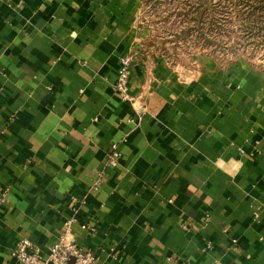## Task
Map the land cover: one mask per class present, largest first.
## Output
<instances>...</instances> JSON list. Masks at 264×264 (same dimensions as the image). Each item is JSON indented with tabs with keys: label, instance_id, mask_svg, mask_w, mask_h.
I'll return each instance as SVG.
<instances>
[{
	"label": "crops",
	"instance_id": "crops-1",
	"mask_svg": "<svg viewBox=\"0 0 264 264\" xmlns=\"http://www.w3.org/2000/svg\"><path fill=\"white\" fill-rule=\"evenodd\" d=\"M137 12L0 0V264L61 239L96 264H264V76L143 61Z\"/></svg>",
	"mask_w": 264,
	"mask_h": 264
},
{
	"label": "rangeland",
	"instance_id": "rangeland-1",
	"mask_svg": "<svg viewBox=\"0 0 264 264\" xmlns=\"http://www.w3.org/2000/svg\"><path fill=\"white\" fill-rule=\"evenodd\" d=\"M201 1L203 0H137L136 28L140 32L137 53L143 57V61L150 63L161 60L170 69H177L184 75L199 71L207 60H212L221 69L245 61L252 69L264 76V47L260 50L255 49L254 52H251L250 48L241 49L238 57L230 53L227 60H222L213 56L209 49L196 47L193 38L183 41L182 38L175 36L182 27L181 21L194 17L197 12L196 7ZM204 1L212 3L211 8L206 12L209 17L215 14L223 18L228 14L232 19L237 20L241 14L238 10L240 7H245L236 4L239 0ZM213 4L222 9L223 6H228L229 11L223 14L218 9V12L214 13ZM234 29L237 30V26ZM137 53H133V56Z\"/></svg>",
	"mask_w": 264,
	"mask_h": 264
},
{
	"label": "trees",
	"instance_id": "trees-1",
	"mask_svg": "<svg viewBox=\"0 0 264 264\" xmlns=\"http://www.w3.org/2000/svg\"><path fill=\"white\" fill-rule=\"evenodd\" d=\"M211 4L204 0L199 2L194 17L181 21L182 27L175 36L183 41L193 38L196 47L209 49L213 56L222 60H227L230 53L237 56L241 49L250 48L254 52L255 49L264 47V0H239L236 4L245 7L238 10L241 14L237 20L228 14L223 18L215 14L209 17L206 12ZM216 6L218 5L212 6L214 13L218 9L223 14L229 11L228 6H223V9ZM235 26L237 30L234 29Z\"/></svg>",
	"mask_w": 264,
	"mask_h": 264
},
{
	"label": "built area",
	"instance_id": "built-area-1",
	"mask_svg": "<svg viewBox=\"0 0 264 264\" xmlns=\"http://www.w3.org/2000/svg\"><path fill=\"white\" fill-rule=\"evenodd\" d=\"M134 56L128 54L121 59V65L115 82L116 90L124 99H131L129 92L130 66ZM120 157V152L114 151L110 156V163L115 165ZM6 201V195L0 194V207ZM93 229H91L92 231ZM15 256L22 264H47L50 260L61 264H96V255L92 250L83 248L74 242L64 239L54 243L47 254L39 249H33L28 240H22L15 252Z\"/></svg>",
	"mask_w": 264,
	"mask_h": 264
}]
</instances>
